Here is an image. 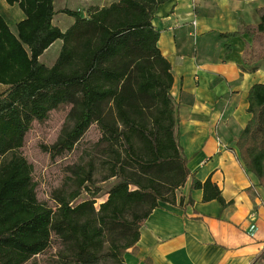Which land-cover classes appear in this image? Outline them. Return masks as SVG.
Listing matches in <instances>:
<instances>
[{"label":"trees","instance_id":"obj_1","mask_svg":"<svg viewBox=\"0 0 264 264\" xmlns=\"http://www.w3.org/2000/svg\"><path fill=\"white\" fill-rule=\"evenodd\" d=\"M166 1L117 0L89 6L85 16L67 7L56 11L55 0H7L24 12L13 25L0 9V264L26 263L47 249L52 233L72 264H97L106 252L116 264H126L124 255L135 250L143 222L160 202L175 203L177 189L190 176L191 188H201L204 201L230 203L210 177L201 181L192 174L178 142L172 68L153 24ZM56 12L74 22L61 29L53 22ZM254 32L262 46L251 47L250 62L264 59V10ZM58 39L63 44L55 62H42L40 56ZM248 101L251 118L236 146L264 187L263 82L251 86ZM63 104L71 105L73 125L63 129L52 148L59 153L73 149L96 123L97 148L110 169L105 178L117 180L99 204L95 197L74 203L93 177L92 158L77 189L58 196L53 210L39 201L33 167L20 149L32 123ZM257 260H264V249Z\"/></svg>","mask_w":264,"mask_h":264},{"label":"crops","instance_id":"obj_2","mask_svg":"<svg viewBox=\"0 0 264 264\" xmlns=\"http://www.w3.org/2000/svg\"><path fill=\"white\" fill-rule=\"evenodd\" d=\"M114 1L55 0L54 8L86 16L89 6ZM0 9L10 23L24 17L17 2L0 0ZM263 10L264 0H168L157 8L153 24L172 68L178 142L192 174L210 177L230 203L204 201L188 177L177 201L160 202L143 222L126 264H262L254 258L264 249V187L241 161L236 141L251 118L249 90L264 83V59L248 60L251 47L262 46L254 31ZM65 14L53 19L63 30L74 22Z\"/></svg>","mask_w":264,"mask_h":264},{"label":"rangeland","instance_id":"obj_3","mask_svg":"<svg viewBox=\"0 0 264 264\" xmlns=\"http://www.w3.org/2000/svg\"><path fill=\"white\" fill-rule=\"evenodd\" d=\"M9 10L4 11L9 13ZM65 16L68 19L72 18L67 14ZM14 19L16 18L14 17ZM14 19L12 21H15ZM13 24L11 22V25ZM61 46L62 40H56L40 56V60L48 65L53 64L60 53ZM3 88L1 86V89ZM70 108V104H63L52 110L47 119L35 120L26 134L23 147L20 149L33 167L32 176L39 201L53 210L59 206L58 196L69 195L77 189L78 177L84 175L83 170L88 169L89 160L92 158L95 159L93 177L85 182L80 195L74 199V203L95 197V202L99 204L101 200L106 199L108 189L117 180L115 177L105 178L110 169L107 165L102 164L104 155L97 148L101 132L96 123L89 127L73 149L59 153L52 148L63 129H68L73 125L69 116ZM178 189L180 190V188ZM108 249V245H106L105 250L108 251ZM24 264H72V262L61 239L52 233L51 244L47 249L33 256ZM97 264H116V261L112 255L106 252Z\"/></svg>","mask_w":264,"mask_h":264}]
</instances>
